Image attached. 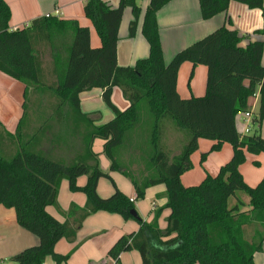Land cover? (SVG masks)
Here are the masks:
<instances>
[{"label":"trees","instance_id":"trees-1","mask_svg":"<svg viewBox=\"0 0 264 264\" xmlns=\"http://www.w3.org/2000/svg\"><path fill=\"white\" fill-rule=\"evenodd\" d=\"M171 1L149 0L142 27L149 56L120 67V24L124 10L130 8L129 36L136 35L141 14L137 0H120L117 8L103 0L86 1L84 14L101 41L99 48L91 46L90 30L75 20L42 17L12 31L10 8L0 0V72L25 86L23 114L14 134L0 124V206L14 210L18 225L39 240L37 246L11 257V262L44 264L50 257L56 264H67L77 248L61 255L55 251L57 243H73L87 218L105 212L139 225L137 232L121 236L108 250L107 257L115 264L132 251L140 255L141 264H255L254 256L264 244V178L250 187L240 167L248 154L264 153V44L255 41L243 47L241 42L248 36L222 26L177 52L166 64L157 15ZM231 2L262 12L263 25L255 33L264 36V0H199L202 19L226 14ZM184 63L206 67L203 97L179 95L177 77ZM34 88L51 95L47 110L52 115L39 128L32 126L28 112L27 99ZM114 88L129 103L124 111L112 102ZM93 89L102 91L103 102L114 113V119L102 125L97 124L99 118L91 117L99 113L81 110L80 95ZM255 96L259 105L252 131L241 136L238 117L250 110ZM51 123L64 129V136L58 132L49 141ZM170 127L178 134L187 133L174 155L165 140ZM79 137L80 149L69 162L55 157V148L68 147L67 138ZM200 139L215 142L210 152L231 145L233 156L216 176L207 175L199 185L186 187L181 176L192 169L190 158ZM97 140L103 142L100 153L94 151ZM46 143L51 153L45 151ZM128 153H137V158L126 161ZM100 156L111 172L130 180L133 201L101 169ZM206 157L202 155L201 160ZM134 163H142L147 175H133ZM80 177H86L83 186L77 183ZM100 179H108L115 187L108 198L97 193ZM63 180L71 192L84 194L86 202L83 207L72 204L61 222L47 208L57 205ZM160 185L166 188L167 203L148 223L140 218L135 203L145 199L148 189ZM237 192L250 198L248 211H241L243 203L229 207ZM165 209L170 214L166 228L160 229L158 220Z\"/></svg>","mask_w":264,"mask_h":264},{"label":"crops","instance_id":"crops-1","mask_svg":"<svg viewBox=\"0 0 264 264\" xmlns=\"http://www.w3.org/2000/svg\"><path fill=\"white\" fill-rule=\"evenodd\" d=\"M4 1L11 11L9 27L12 31L22 29L26 25H30L33 20L50 14L52 17L59 19L77 21L79 26L90 30L91 46L93 48L101 46V41L92 23L84 14V6L87 0ZM103 1L112 8H117L120 2V0ZM148 3L149 0H137L141 14L134 37L129 36V26L133 20L132 10L130 8L124 10L117 45V64L120 67L133 66L138 60L149 56V45L142 35L143 19ZM157 20L164 62L166 64L172 60L177 52L206 37L222 26H225L229 30L237 31L240 36H248V38L241 42V46L243 47L255 41H261L264 44V36L255 33L262 28V12L260 10H251L246 5L237 2L230 3L226 14L204 21L201 17L199 0H172L158 13ZM262 65L264 66V52ZM206 81L207 69L205 66L193 67L191 63H184L178 72V93L183 99L203 97L206 93ZM24 91L25 86L21 82L0 72V124H2L6 131L12 134H14L23 114ZM111 99L120 111H124L129 106L128 101L125 100L119 88L113 89ZM80 101L83 113H100L98 125L105 124L114 119V113L102 100V91L100 89H93L82 93ZM258 105L259 98L255 96L250 101V111L253 115L257 113ZM237 123L238 130L242 134L244 127L243 115L238 117ZM173 132L177 133L175 130ZM261 135L264 138V122L261 128ZM98 142L99 140L94 144L95 153L102 151V147L96 146ZM214 144L215 142L209 140H199V148L190 158L193 167L181 176V182L184 186L198 185L207 175L216 176L220 168L231 160L233 156L231 145L223 144L219 151L210 152ZM204 154H207V157L202 161L201 157ZM102 158L104 157L100 156V159ZM106 162L104 160L101 162L102 170L112 178L117 189L130 199H134L135 192L133 185L131 184V187L127 186L120 179L126 177L120 172H111L109 164ZM240 172L244 181L250 187H256L264 178V153L258 156L248 154L246 162L240 167ZM77 183L83 186L86 183V177H80ZM66 188L68 189V183L66 180H63L59 192L62 189L66 190ZM114 192L115 187L108 179H100L97 187V193L100 197H110ZM68 194L65 196L66 202L62 205V209L65 210L64 212H67L72 204L80 207L84 206L86 202L85 195L71 191ZM242 194L245 193L237 192L235 197L230 198L228 202L230 208H233L237 203H243L241 211L249 210L250 198ZM145 199L150 202L151 208H143L141 210L137 208V212L142 216L144 221L151 223L155 218V212L162 209L167 203L165 186L160 185L148 189ZM47 211L59 221H64L65 216L60 212L59 214L51 207H48ZM169 214L170 211L167 209L162 211L158 220L160 229L166 228V220ZM138 230L139 225L133 223V221H125L121 216L116 214L98 212L86 219L73 243L61 240L57 243L55 251L61 255H67L74 248H77L73 252L75 254L72 253L67 264H83L84 260L88 264H115L107 257L108 250L121 236L135 233ZM38 244L39 240L36 236L18 225L14 210L0 206V264H8L6 260H10L11 257L24 249L37 246ZM131 255L132 257H128ZM141 262V257L136 251L124 253L120 257V264H141ZM254 263L264 264V244L262 252L255 254ZM44 264L56 263L51 258H47Z\"/></svg>","mask_w":264,"mask_h":264},{"label":"rangeland","instance_id":"rangeland-1","mask_svg":"<svg viewBox=\"0 0 264 264\" xmlns=\"http://www.w3.org/2000/svg\"><path fill=\"white\" fill-rule=\"evenodd\" d=\"M50 98H51V95H50V92H48V90H44V89L37 90V88H34V89L29 91L27 104L29 106L28 112H29L30 116L32 117V119L34 120V124L32 125L33 127L39 128L40 124L43 123V121L45 119H49V117L52 115L51 110L50 109L47 110V107L49 105V101L51 100ZM104 107L107 111H109L106 106H104ZM99 115H100V113H99ZM91 117L93 119H98V118L100 119V116H98L97 114H94ZM50 125L52 128L50 130L51 134L48 135L49 141L52 138V134L56 135V133L59 132L60 136H64V133H63L64 129H59V127L53 123H51ZM182 135L185 136V135H187V133L184 132ZM182 135L178 134V133H174L173 130L171 129V127L167 128V130L165 132V140H166V144L168 146V150L170 152V155L177 154L180 151V148H181L180 142L183 139ZM67 139H68V141H67L68 147H66V145L63 144L60 148H55L53 153L55 154V157L64 159L66 162H69L75 156L76 152L80 149L81 141H80V137L78 139H74V140L70 139V138H67ZM102 144H103V142L99 141L96 146L102 147ZM51 148H52L51 145H49L48 143L45 144L44 149L46 152L51 153V151H50ZM134 157L137 158V153H133L131 155L128 153V155L126 156L125 159H126V161H130ZM102 159L106 162V160L104 158H102ZM102 159H100L101 162L103 161ZM101 167H102V164H101ZM131 173L133 175H135L136 177H139V178L147 175V171H145L144 165L142 163H140V164L134 163V165H131ZM120 179H122L127 186L131 187V183H130L129 179H127V178H124V179L120 178ZM199 184L200 183H198V185ZM196 185H191V186H196ZM107 187H109V186H107ZM69 192H70L69 188L68 189L66 188V190H64V189L60 190V192H59L60 194L58 195L59 197L57 200V205L52 206L51 208L56 210L58 213L60 212L61 214H63L65 210L62 209V205H64V203L66 202L65 196L69 195L68 194ZM79 194H82V193H79ZM82 195H84V194H82ZM242 195L247 196L246 194H242ZM107 197H109V196H107ZM136 205H137L136 210H137V208L140 210L143 208L144 209L151 208L150 202H148L146 199L145 200L143 199L141 201H137L135 203V206ZM139 216L141 219H143L141 215H139ZM133 223L138 224L136 221H133ZM71 252L72 251H70L69 253H71ZM69 253H67V254H69ZM73 254H75V253H73ZM128 257H132V255L128 256ZM48 258H50V257H48ZM6 262L8 264L13 263L9 259L6 260ZM131 263H132V261H131ZM83 264H88V263L84 260Z\"/></svg>","mask_w":264,"mask_h":264},{"label":"built area","instance_id":"built-area-1","mask_svg":"<svg viewBox=\"0 0 264 264\" xmlns=\"http://www.w3.org/2000/svg\"><path fill=\"white\" fill-rule=\"evenodd\" d=\"M46 18L51 17L50 14L45 15ZM29 25H26L24 28L28 27ZM244 117V127L243 132L241 136L247 135L252 131V119H253V113L249 110L243 114ZM134 199H131L133 201Z\"/></svg>","mask_w":264,"mask_h":264},{"label":"water","instance_id":"water-1","mask_svg":"<svg viewBox=\"0 0 264 264\" xmlns=\"http://www.w3.org/2000/svg\"><path fill=\"white\" fill-rule=\"evenodd\" d=\"M132 214H133L134 216H136V211H133Z\"/></svg>","mask_w":264,"mask_h":264}]
</instances>
